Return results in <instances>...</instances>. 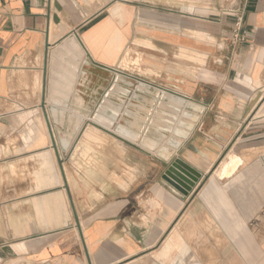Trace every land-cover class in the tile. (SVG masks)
I'll return each instance as SVG.
<instances>
[{
  "label": "crops",
  "instance_id": "obj_1",
  "mask_svg": "<svg viewBox=\"0 0 264 264\" xmlns=\"http://www.w3.org/2000/svg\"><path fill=\"white\" fill-rule=\"evenodd\" d=\"M131 78L182 102L176 146L96 120L162 106ZM0 264H264V0H0Z\"/></svg>",
  "mask_w": 264,
  "mask_h": 264
},
{
  "label": "bare ground",
  "instance_id": "obj_2",
  "mask_svg": "<svg viewBox=\"0 0 264 264\" xmlns=\"http://www.w3.org/2000/svg\"><path fill=\"white\" fill-rule=\"evenodd\" d=\"M131 85H132V83H131ZM115 90H120L121 92H123L124 94H127V91H124V89L122 88V87H116L115 88ZM138 90L139 91H141V92H139V93H141V94H143V95H145L144 93H146V92H150L151 93V95H152V97H151V100H149L148 99V102L149 103H151V104H153L154 102H155V98L156 97H158L157 95H158V92H157V90H155V89H153L152 88V90L151 89H149L148 87H146V86H144V85H142V84H140L139 86H138ZM137 90V91H138ZM141 94H138L137 95V98L139 99L140 97H143V95H141ZM112 94H110V96H111ZM108 96H109V94H108ZM163 98V100L166 102L165 103V105H167L168 107H169V109H171V110H167V111H169L170 113L169 114H167V115H165L164 114V117H162L163 119V121H164V124H161V123H159V124H154V128H157L158 130H163V131H170L171 129H172V126H173V124L175 123V121H176V115H178L179 114V109H178V107L177 106H181L182 105V102L180 101V100H178L177 98H175V97H172V96H169V95H166V96H163L162 97ZM108 100H109V98L107 97V99L105 100V103L104 104H107L108 103ZM121 101H123L122 99H120ZM170 105V106H169ZM113 106H115V105H113ZM162 106H163V108H165V110H166V107H164V104H162ZM162 106H160V109L162 108ZM117 107V106H116ZM138 107V106H137ZM192 107V106H191ZM142 109H144V111L143 112H145V113H148L149 112V109H145L144 107H141V109L139 110V108H138V110L139 111H141ZM110 110V109H109ZM158 112V111H157ZM100 113H102L104 116H96V120L97 121H99L100 123H102V124H104L105 126H107L108 128H110L111 126H112V122L111 121H109V120H107V117H109V118H111V119H114V118H116L117 117V113H115V112H111V114H109V115H107V109L106 108H100ZM132 115L133 116H137V117H139V118H141V119H138L140 122H144V121H142V119L144 120V119H146V117L144 116V115H142V114H140V113H135V112H132ZM161 115H162V113H160L159 114V116L161 117ZM165 116H167L168 118H167V120H164V119H166L165 118ZM187 116V115H186ZM158 118V117H157ZM194 118V117H193ZM193 118H191V119H193ZM161 119V118H160ZM126 120V126H127V128L126 127H122V126H119L118 127V132H120L121 134H124V135H126V136H128V137H130V138H132L133 140H138V138H139V132H141L139 129L137 130V131H132L133 130V128H132V125H140L141 126V124L139 123V122H130L128 119H125ZM159 120V119H158ZM105 122V123H104ZM158 123V122H157ZM78 125V124H77ZM189 126H187V125H185V124H183L182 123V125H181V129L179 130V131H177V134L178 135H184V129H187ZM128 128H131L132 130H130V129H128ZM137 128H139L138 126H137ZM142 128V127H141ZM155 132V131H154ZM153 132V133H154ZM152 133V132H151ZM159 135H160V139L161 138H163V136H164V134H162V133H159ZM88 136H90L91 137V135H88ZM150 136H152V135H150ZM156 137V136H155ZM157 138V137H156ZM159 139V138H158ZM171 142V141H170ZM169 142V143H170ZM142 144L144 145V146H146V147H148V148H150V149H153L154 148V146H155V142L154 141H150V140H147V139H143L142 140ZM177 144H176V142H172L171 143V146H176ZM164 149H166L165 147H163V146H161V148H160V150H164ZM170 149V148H169ZM164 153V152H163ZM166 153V152H165ZM164 153V154H165ZM166 155H167V153H166Z\"/></svg>",
  "mask_w": 264,
  "mask_h": 264
},
{
  "label": "rangeland",
  "instance_id": "obj_3",
  "mask_svg": "<svg viewBox=\"0 0 264 264\" xmlns=\"http://www.w3.org/2000/svg\"><path fill=\"white\" fill-rule=\"evenodd\" d=\"M134 53H135V51L134 50H129V54H130V56H129V58H132V57H134ZM134 65V66H136V62H133V61H130V60H128V66L127 67H129L130 65ZM131 68V67H130ZM142 72H144L143 70H142ZM126 77V76H125ZM129 78V77H128ZM131 79H134V78H131ZM134 81H137L136 82V84H142V85H146V84H144V82H143V80L142 81H140L139 79H134ZM146 86H148V85H146ZM150 87V86H149ZM152 88V87H151ZM113 89V88H112ZM154 89V88H153ZM110 93H113V92H111V87H110V89L105 93V96H104V99L106 100L107 99V97L109 98V100L111 99L110 97L111 96H108V94H110ZM137 93H139V92H137V90H136V92L135 93H133L132 95H131V100H129L128 98H125L126 99V104L129 106V103L130 102H135V100L133 99V97H135L136 96V94ZM141 94V93H140ZM158 97H156L155 98V101H159L161 104H164V103H166L164 100H163V96L164 95H160L159 93H158V95H157ZM170 96V95H169ZM120 97H123V96H121L120 95ZM108 100V101H109ZM137 102H141V101H138L137 100ZM104 105V104H103ZM144 105V104H143ZM159 103H157L156 105H154V108L151 110V116H149L148 117V119L149 120H146V123H141V126L140 125H137L139 128H137V126L136 125H132V128L133 129H139L141 132H139V134H140V136H141V138L139 139V140H137V141H134V142H137L136 144H139V145H141L143 148H146V149H148L146 146H144L143 144H142V140L145 138H149L150 136H149V133H150V131H149V129H151V127H152V122H153V120L155 119V115H156V112L158 111V112H160V107H159ZM145 106V105H144ZM156 106H158L159 108H155ZM147 107H149V106H147ZM141 109V108H140ZM150 109H151V107H150ZM131 110V109H130ZM143 110V109H142ZM168 109H164V114L165 115H167V114H169L170 112L169 111H167ZM170 110V109H169ZM128 111H129V109L128 108H124V107H122V110H121V113H119V117L120 118H123L122 120L123 121H121L120 122V124H116L115 125V127L113 126V123H112V126L110 127V128H112V129H114L115 130V132H117L121 137H123V138H126L127 140H130L129 139V137H127V136H125V135H123V134H121V133H119L118 132V126H124V127H126L125 125H127L126 124V120L124 119V118H128L129 119V113H128ZM148 113H150V111L148 112ZM171 114V113H170ZM183 114L184 113H182L181 112V114L180 115H177L176 116V121H175V123L173 124V126H172V129L170 130V131H163V130H158L157 128V131H158V133H162V134H164V136H163V138H161L160 139V135H159V139H158V142H155L154 140V142H155V146H154V148L152 149V151L153 150H155L156 148H158L159 150H160V148H161V146H163V147H165L166 145H171V143L172 142H176L177 141V138H179L176 134H177V131H179L180 129H181V125H182V122L179 120V118H180V116H183ZM150 115V114H149ZM165 118L166 119H164V120H167V116H165ZM142 121H144L145 122V119L143 120L142 119ZM112 122V121H111ZM142 127V128H141ZM142 133V134H141ZM146 135V136H145ZM130 141H133V140H130ZM171 141V142H170ZM170 142V143H169ZM178 142V141H177ZM150 150V149H149ZM154 153V152H153Z\"/></svg>",
  "mask_w": 264,
  "mask_h": 264
},
{
  "label": "water",
  "instance_id": "obj_4",
  "mask_svg": "<svg viewBox=\"0 0 264 264\" xmlns=\"http://www.w3.org/2000/svg\"><path fill=\"white\" fill-rule=\"evenodd\" d=\"M199 177L198 173L179 159H176L163 174V179L182 195H187Z\"/></svg>",
  "mask_w": 264,
  "mask_h": 264
},
{
  "label": "built area",
  "instance_id": "obj_5",
  "mask_svg": "<svg viewBox=\"0 0 264 264\" xmlns=\"http://www.w3.org/2000/svg\"><path fill=\"white\" fill-rule=\"evenodd\" d=\"M235 9L229 10L228 12L233 14L234 22L231 34V43L238 44L245 42L246 36L242 33V22H243V10L241 3L234 7ZM117 77L114 78L113 84L111 86V90L113 85L115 84ZM137 82V81H136Z\"/></svg>",
  "mask_w": 264,
  "mask_h": 264
}]
</instances>
